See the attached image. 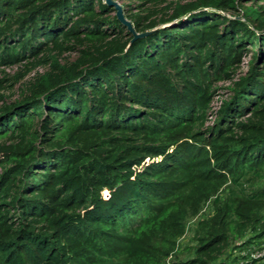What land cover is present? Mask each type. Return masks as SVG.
<instances>
[{"label":"trees","instance_id":"trees-1","mask_svg":"<svg viewBox=\"0 0 264 264\" xmlns=\"http://www.w3.org/2000/svg\"><path fill=\"white\" fill-rule=\"evenodd\" d=\"M117 1L0 0V264H264V0Z\"/></svg>","mask_w":264,"mask_h":264},{"label":"rangeland","instance_id":"rangeland-1","mask_svg":"<svg viewBox=\"0 0 264 264\" xmlns=\"http://www.w3.org/2000/svg\"><path fill=\"white\" fill-rule=\"evenodd\" d=\"M66 57V56H64ZM29 67H25L24 64L22 65H18V66H14L11 68L6 69V77L11 79L9 80L7 83L4 84H10L13 81H15L14 86H10V88H3L0 89V93H3L6 97V100H13L16 97H18V93H20L21 90V86L28 80H30L32 78V76L36 73H42L45 70H47L46 67H38L36 69H34L33 71L29 72ZM3 75L0 74V77H2ZM221 89L219 90V97L220 99L226 96L227 93V89H226V85H228L227 83H219ZM220 103L219 98L214 102V106L217 107V105ZM212 203H209L203 210L202 214L199 216V218L204 217V215H208L210 213H212L213 208L211 206ZM196 224V220L191 221L188 224V228H187V232H186V236L185 239H183L181 241V250L182 253L180 254V258L181 260H186L187 258L191 257L193 255V251L192 248L195 246V243L192 239L193 236V229H194V225ZM245 252L237 250L235 251V253L233 254V256H242L244 255ZM243 259L237 261V262H232V260H230V264H246L243 263Z\"/></svg>","mask_w":264,"mask_h":264},{"label":"water","instance_id":"water-1","mask_svg":"<svg viewBox=\"0 0 264 264\" xmlns=\"http://www.w3.org/2000/svg\"><path fill=\"white\" fill-rule=\"evenodd\" d=\"M105 3L110 5V6L115 7L116 15H117L118 19L128 28L129 31H131L133 33L134 40L139 38V37L145 36L146 34L149 33V32L137 33L134 30L132 22L125 17L123 7H122L120 2H118L117 0H105Z\"/></svg>","mask_w":264,"mask_h":264},{"label":"built area","instance_id":"built-area-1","mask_svg":"<svg viewBox=\"0 0 264 264\" xmlns=\"http://www.w3.org/2000/svg\"><path fill=\"white\" fill-rule=\"evenodd\" d=\"M105 194L107 195V191H105ZM195 219H197V218H195ZM194 219V220H195ZM187 232V231H186ZM185 236H186V234L179 240V244H178V246H177V248H176V251H178L179 250V248H180V244H181V241L183 240V239H185ZM262 256H264V249H262V250H257V251H255V252H252V257L253 258H259V257H262ZM167 263L168 264H179V263H177L175 260H174V254H171L169 257H168V259H167Z\"/></svg>","mask_w":264,"mask_h":264}]
</instances>
